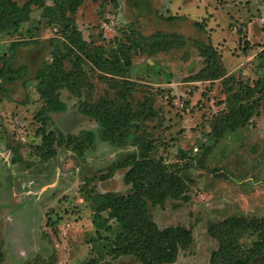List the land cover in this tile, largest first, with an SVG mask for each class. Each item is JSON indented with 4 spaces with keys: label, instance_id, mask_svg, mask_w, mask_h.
<instances>
[{
    "label": "rangeland",
    "instance_id": "374dc122",
    "mask_svg": "<svg viewBox=\"0 0 264 264\" xmlns=\"http://www.w3.org/2000/svg\"><path fill=\"white\" fill-rule=\"evenodd\" d=\"M53 2L32 5L18 30L0 34V57L10 55V44L18 41L14 66H27L23 78L0 84L1 264H79L101 255L113 264H142L133 256L107 254L100 236L114 234L94 223L104 192L131 191L123 181L125 170L113 165L119 152L136 147L133 141L124 146L103 141L98 122L84 115L80 104L106 95L120 103L117 89L86 62L91 88L80 97L63 89L64 110L37 115L42 101L36 72L63 39L61 22L44 16L43 5ZM75 20L87 43L107 53L133 35L179 36L178 46L163 51L133 50L124 78L134 81L129 98L141 112L135 139L151 141L150 155L171 168L178 164L186 181L183 197L149 208L159 227L192 230L189 245L163 264H209L218 246L208 232L210 222L238 214L264 216V108L221 137L210 132L213 119L226 110V98L241 84L256 85L264 77V59L258 55L264 48V0H82ZM202 44H211L220 57L221 77L196 78L206 65ZM141 106L152 114L145 115ZM41 126L58 138L50 158L35 149ZM86 130L94 131L96 140L82 154L65 145L67 136ZM107 223L116 228L112 220Z\"/></svg>",
    "mask_w": 264,
    "mask_h": 264
},
{
    "label": "trees",
    "instance_id": "16d2710c",
    "mask_svg": "<svg viewBox=\"0 0 264 264\" xmlns=\"http://www.w3.org/2000/svg\"><path fill=\"white\" fill-rule=\"evenodd\" d=\"M41 3L42 0H25L20 5L16 0H0V34L18 30L31 12L32 5ZM81 3L82 0H54L51 5H43L44 16L52 18L50 22L59 20L63 25V39L54 43L51 59L36 72V89L42 101L37 115L64 110L61 90L65 89L80 97L84 89L91 88L83 67L86 62L102 72V77L112 88L117 89L122 101L117 103L116 99L106 95L94 102L81 103L80 110L98 122L99 137L103 141L117 146L133 141L136 148L119 152L113 165L114 169L125 170L123 181L130 185L131 191L127 194L104 192L95 209L94 223L98 228L104 227L114 234L112 237L100 236L105 238L107 254L112 258L133 256L142 264L171 263L175 261L179 250L191 242L192 230L181 225L159 227L149 208L163 204L166 199L183 197L186 181L180 174L181 167L178 164L171 168L162 158L150 155L151 141L147 138H142V141L138 137L135 139L138 128L135 120L141 112L132 108L129 98L134 81L124 76L131 67L133 50L140 48L150 53L163 51L178 46L180 38L175 33L163 32L148 36L133 35L128 37L127 42L130 43H120L118 48L107 53L101 45L90 46L78 29L75 14ZM17 45L18 41H13L10 55L0 57L1 85L12 83L27 74L26 65L14 66L13 51ZM199 49L206 65L196 78L214 80L221 77L224 67L212 45L202 44ZM258 55L264 59V48ZM261 106L264 108V77L258 79L256 85L241 84L226 98V110H222L211 122V134L218 138L226 131L247 125L253 115L258 114ZM141 107L145 115L152 114L148 106ZM37 132L41 142L35 149L40 156L50 158L55 153L57 135L43 126ZM142 134L147 137L144 131ZM95 140L96 133L86 130L78 135L67 136L65 145L82 154ZM102 212L107 213L106 219ZM108 220L115 222L116 228L107 223ZM208 232L218 243L210 254L209 264H264V216L232 215L219 222H210ZM79 264L113 263L101 255L89 257Z\"/></svg>",
    "mask_w": 264,
    "mask_h": 264
}]
</instances>
